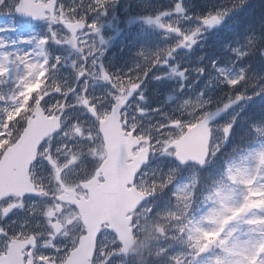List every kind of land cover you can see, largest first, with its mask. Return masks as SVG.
Segmentation results:
<instances>
[{"label":"rangeland","instance_id":"374dc122","mask_svg":"<svg viewBox=\"0 0 264 264\" xmlns=\"http://www.w3.org/2000/svg\"><path fill=\"white\" fill-rule=\"evenodd\" d=\"M264 145H260L257 149V153H256V159L255 162L252 163L250 165V167L247 170V175H245L246 180H252V176L256 175V169H259V162L262 160L263 164L262 167L259 169L260 172H258L261 175V179L259 181H257L255 188L257 190H262L263 184H264ZM222 201L224 202L225 206L222 209V211L220 212L221 216H226V218L228 219H233L235 218L236 214H239L241 212H243L244 208H238L239 205H241L239 198L237 197L236 191L234 190H228L224 192V197L222 199ZM262 211V207L261 209H254L252 216L254 219H259L262 217V214L260 213ZM247 243V240H246ZM244 244L242 246V248L240 249V255L238 257H234L231 260V264H249L251 263V260L254 255H258L259 259H258V263L257 264H262L264 263V254H262V252H260L257 248V243L256 240H254L253 242H249L248 244ZM251 243V244H249ZM249 259V260H248Z\"/></svg>","mask_w":264,"mask_h":264},{"label":"trees","instance_id":"16d2710c","mask_svg":"<svg viewBox=\"0 0 264 264\" xmlns=\"http://www.w3.org/2000/svg\"><path fill=\"white\" fill-rule=\"evenodd\" d=\"M258 23L263 24L264 27V14H259L255 17ZM215 48V47H213ZM254 63L255 65L264 62V48L259 46L254 48ZM264 75H256L254 78V86H260L259 83H263ZM261 96L256 99L252 104L253 108L249 114L244 117H240L235 129L237 130L238 146L240 151H246L256 143V139L264 128V88H262Z\"/></svg>","mask_w":264,"mask_h":264},{"label":"snow or ice","instance_id":"6c2138e0","mask_svg":"<svg viewBox=\"0 0 264 264\" xmlns=\"http://www.w3.org/2000/svg\"><path fill=\"white\" fill-rule=\"evenodd\" d=\"M0 3H3V0H0ZM54 9L57 10V14L59 15V11L64 10V4L63 2H57L56 4L53 5ZM106 7V0H88L86 5H83L82 7H77L75 4H73L70 8L67 9L69 18L71 17H75L77 20H80L82 22L83 27H81L78 30V34H83L80 38L84 40L85 44L89 43L88 39H85V37H89V23L91 22V15L90 13H97L100 11H103ZM22 19H24V17H21ZM218 18L216 17H212L209 19L205 20V23H212L214 20H217ZM36 18H32V21L35 22ZM93 27L96 28V31H99V28L93 24ZM161 27H163V25H161ZM61 28L63 31H65L66 33L68 32V29L66 27H64L63 24H61ZM45 43L47 44L48 42V37L45 36L44 37ZM79 43V41H78ZM58 50V47H57ZM88 49L85 48V52H87ZM96 53H93V55L91 57H85L86 59H95ZM51 61H49L50 63ZM100 63H103L102 61ZM100 63H98L96 65L97 68L100 67ZM104 64V63H103ZM87 66V65H86ZM81 80H83V77H81ZM136 87V92H139V87ZM133 99L136 98L135 93L133 94ZM142 111V110H141ZM228 133H231V126H228ZM219 151V150H218ZM218 154V152H217ZM209 156H212L213 159H215V156L213 155V153L209 152ZM199 164V162H197ZM201 168H211V163L208 160V157H205V161L203 164L199 165ZM221 235H223V233H221ZM197 255H199V253H197Z\"/></svg>","mask_w":264,"mask_h":264},{"label":"flooded vegetation","instance_id":"af4514ba","mask_svg":"<svg viewBox=\"0 0 264 264\" xmlns=\"http://www.w3.org/2000/svg\"><path fill=\"white\" fill-rule=\"evenodd\" d=\"M124 8L128 10V12L125 13V16H124L125 18L123 19L124 25L132 27L134 20L136 21V18L138 17L137 12L141 9V7H137L136 5L131 4L129 6H125ZM132 13H134V14H132ZM133 17H134V19H133ZM160 25H161V23H156V28H157L156 31H158L159 37H161L160 40H162V39H164V37H167V36H165L164 33L160 34V31H162V30H159V29H164V25H163V27H161ZM166 32H167L166 35H169L168 34L169 32H172L171 34L173 35V32H174L173 25L171 26L170 31H169V26H168ZM89 46H90V48H94L93 43H90ZM112 73L115 76H118L121 82H130L131 84L141 83V81H142L141 79L143 77V75L138 70H122V69H120L119 71H115V72L112 71ZM159 74H160V72L156 71V70L149 72L145 75V79L150 80V81L155 80L158 78ZM106 76H108V75H105V77ZM108 77H110V76H108ZM73 152H75V151H68L66 153H62L61 156L63 158H68V157H70L71 154H73ZM78 193L80 196L84 194L81 191L79 192V190H78ZM19 202H20L19 199H10L7 201H3L0 204V208L3 209L10 204H13V203L18 204ZM71 211L75 215H77V213L73 209H71Z\"/></svg>","mask_w":264,"mask_h":264},{"label":"bare ground","instance_id":"6f19581e","mask_svg":"<svg viewBox=\"0 0 264 264\" xmlns=\"http://www.w3.org/2000/svg\"><path fill=\"white\" fill-rule=\"evenodd\" d=\"M250 3H260L258 0H250Z\"/></svg>","mask_w":264,"mask_h":264}]
</instances>
